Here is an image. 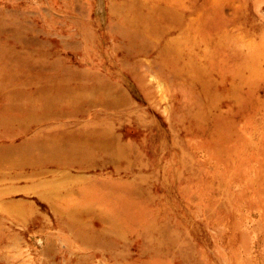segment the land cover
I'll list each match as a JSON object with an SVG mask.
<instances>
[{"label": "rangeland", "instance_id": "rangeland-1", "mask_svg": "<svg viewBox=\"0 0 264 264\" xmlns=\"http://www.w3.org/2000/svg\"><path fill=\"white\" fill-rule=\"evenodd\" d=\"M88 119L115 161L29 143ZM0 264H264V0H0Z\"/></svg>", "mask_w": 264, "mask_h": 264}, {"label": "bare ground", "instance_id": "bare-ground-1", "mask_svg": "<svg viewBox=\"0 0 264 264\" xmlns=\"http://www.w3.org/2000/svg\"><path fill=\"white\" fill-rule=\"evenodd\" d=\"M61 90L62 92H59L60 90L58 89L57 94H46V93H44L43 95L35 94L33 98L32 96H29L27 94L19 95L21 92H14L11 98L12 100L11 105L19 108L23 106L25 103H27L25 100H28L31 98L39 100L46 104L52 103V101H58L60 104L61 103L63 104V106L61 107H69V113L71 114L74 113L75 115L76 114L78 115L85 111H87L88 113H91L92 110L97 111V109H94L97 106L106 105V104L107 106H109V103L112 105L120 104L124 99V97H122L121 94H118L117 92H114L111 89H104L101 87L97 88L96 85H93V86L89 85L86 87H78V86L75 87L74 86V87H69L67 89H61ZM104 125L105 124L102 121L99 123V122H96L95 120L88 119L86 120L85 123L80 124V125L77 124V126L69 124V125H66L65 127H62V129L57 132L54 139H49L50 141L47 140V144L45 145V147L43 146L46 143V139L42 138L38 133H35L33 136L30 137L29 143H32L31 145L32 147L43 145V146L37 147V148H40L41 150L42 148H46V147H48L49 150H53V148H55V150L60 149L64 153L63 156H60L57 159H54L56 160L54 164L59 165V166L63 164L71 163L70 159L64 156L65 154L67 155L71 154V152L80 154L82 164H85L88 166L91 165L90 164L91 162L87 160H90L91 158L92 159L97 158L96 160H98V162L100 163L107 162L110 159H112L111 161H115L113 159L123 153L121 152V149H122L121 143L119 142L117 138L114 140L113 136L111 135L112 134L111 129L107 128L109 126H104ZM107 135H110L112 140L115 141V144L113 146H110L109 145L110 142L106 140ZM83 157L87 160H85ZM40 162H41V158L36 159V160H29V162L27 163L31 167H36L37 165L41 164ZM37 171H40V170H37ZM81 179L84 180V178L82 177ZM69 191H70V188H67L66 192L69 193ZM48 201L49 200H47V202ZM52 208L54 210H57L56 206L54 205L52 206Z\"/></svg>", "mask_w": 264, "mask_h": 264}]
</instances>
